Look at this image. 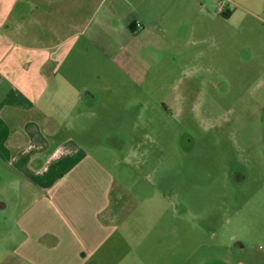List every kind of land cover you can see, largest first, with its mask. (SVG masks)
I'll use <instances>...</instances> for the list:
<instances>
[{
  "label": "rangeland",
  "instance_id": "rangeland-1",
  "mask_svg": "<svg viewBox=\"0 0 264 264\" xmlns=\"http://www.w3.org/2000/svg\"><path fill=\"white\" fill-rule=\"evenodd\" d=\"M155 3L83 58L109 61L95 151L122 229L103 264H264V0Z\"/></svg>",
  "mask_w": 264,
  "mask_h": 264
},
{
  "label": "crops",
  "instance_id": "crops-1",
  "mask_svg": "<svg viewBox=\"0 0 264 264\" xmlns=\"http://www.w3.org/2000/svg\"><path fill=\"white\" fill-rule=\"evenodd\" d=\"M155 1L0 0V264L106 260L122 229L95 151L109 61L83 58L112 48L99 36L145 31Z\"/></svg>",
  "mask_w": 264,
  "mask_h": 264
},
{
  "label": "trees",
  "instance_id": "trees-1",
  "mask_svg": "<svg viewBox=\"0 0 264 264\" xmlns=\"http://www.w3.org/2000/svg\"><path fill=\"white\" fill-rule=\"evenodd\" d=\"M115 193L116 192H112V196H111L112 203H111L110 210L108 212L109 216L107 215V217H109L108 219H110V220L116 219V217L118 216V208L120 207V205L116 206L114 203ZM106 221H107V219H106Z\"/></svg>",
  "mask_w": 264,
  "mask_h": 264
}]
</instances>
